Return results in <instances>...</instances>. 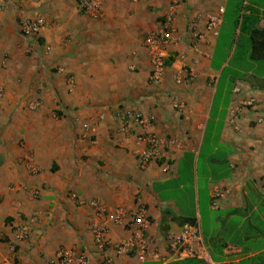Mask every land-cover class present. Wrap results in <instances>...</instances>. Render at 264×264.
<instances>
[{
	"label": "crops",
	"instance_id": "obj_1",
	"mask_svg": "<svg viewBox=\"0 0 264 264\" xmlns=\"http://www.w3.org/2000/svg\"><path fill=\"white\" fill-rule=\"evenodd\" d=\"M99 1V13L81 14L75 0H0V264H50L61 248L86 252L89 264H201L116 256L112 245L129 236L116 224H109L108 247L96 252L92 200L109 211L142 204L145 236L161 258V237L189 223L213 262L264 264V72L239 79L254 89L255 113L241 106L245 96L232 99L230 92L214 115L213 142L202 143L217 78L210 68L216 35L206 33V18L226 0H178L171 22L177 43L159 87L147 83L142 40L171 0ZM36 17L44 22L36 42L17 35L19 20ZM188 28L202 35L192 46ZM34 98L39 106L30 111L25 104ZM132 109L148 126L117 134V113ZM142 131L161 145L160 160L140 168ZM26 155L35 173L27 171ZM186 187L190 195L180 198ZM30 218L31 231L18 240L15 227Z\"/></svg>",
	"mask_w": 264,
	"mask_h": 264
},
{
	"label": "built area",
	"instance_id": "obj_2",
	"mask_svg": "<svg viewBox=\"0 0 264 264\" xmlns=\"http://www.w3.org/2000/svg\"><path fill=\"white\" fill-rule=\"evenodd\" d=\"M136 2L137 0H130ZM178 0H171L166 15L158 22V25L150 30L142 40V47L148 59L149 71L147 75V83L154 87H159L164 79L165 70L167 68L166 60L172 54V47L177 43L175 31L171 27L176 10L179 8ZM75 7L78 13L81 14H97L100 12L101 5L99 0H75ZM223 9H219L216 14L208 15L206 18L205 31L206 33L215 36L220 23V18ZM44 28V22L41 18L19 20L16 24L17 34L32 41H37L40 31ZM188 45L192 46L195 42L202 39V35L196 34L188 28L186 30ZM59 71L58 69H56ZM181 72L185 75V79L192 78V70L182 68ZM174 83L180 84L182 78L179 74L174 76ZM254 89L247 83H234L231 87V98L243 95L245 99L240 103L242 107L251 109L255 113V100L251 96ZM1 93V90H0ZM39 101L34 98L25 104V107L34 111L38 108ZM181 104L175 99H172V108L176 111L181 110ZM238 110H229V116H236ZM102 115H98L97 120L100 121ZM117 126L115 132L122 136L130 135L134 129L139 128L145 130L149 122L142 115L132 110H122L116 115ZM259 119H255L257 123ZM136 137V140L142 144V148L136 151L135 156L139 167H144L149 162H158L160 160L159 148L161 141L152 133L142 131ZM27 165V171L35 173L36 168L30 156L24 157ZM90 208L91 218L89 221V234L91 242L96 252H103L109 243L106 237L109 224L120 225L129 232V236L119 240L112 245V250L116 256H132L139 262H144L147 258L154 261L166 259H197L201 264H218L213 262L208 256L203 245L200 233L196 226L184 223L179 231L175 234H165L161 237L164 243L165 256H158L156 247L153 241L145 236V231L148 227L146 210L142 204H138L134 209L123 212L120 209L109 211L100 201L92 200L88 203ZM34 218H30L27 222L15 227L18 240H23L31 231ZM110 259L103 260V264H109ZM19 264V263H13ZM50 264H89V257L86 252L75 251L71 248H61L56 252L54 260Z\"/></svg>",
	"mask_w": 264,
	"mask_h": 264
},
{
	"label": "trees",
	"instance_id": "obj_3",
	"mask_svg": "<svg viewBox=\"0 0 264 264\" xmlns=\"http://www.w3.org/2000/svg\"><path fill=\"white\" fill-rule=\"evenodd\" d=\"M263 7L264 0L225 1L210 57V68L218 72L212 107L217 95L218 82L222 74L230 69L228 68L229 61L264 63V12L260 10ZM171 61L172 55L166 60V65H170ZM244 71L245 73L252 72L250 69H244ZM235 80L236 78H233L232 83ZM211 113L210 110V119L204 128L203 144L209 143L212 133L214 116L211 117Z\"/></svg>",
	"mask_w": 264,
	"mask_h": 264
},
{
	"label": "rangeland",
	"instance_id": "obj_4",
	"mask_svg": "<svg viewBox=\"0 0 264 264\" xmlns=\"http://www.w3.org/2000/svg\"><path fill=\"white\" fill-rule=\"evenodd\" d=\"M17 33V31H16ZM18 35V34H17ZM30 55V51L29 50H24V56H28ZM216 59L214 60V62L216 63ZM228 68H230L229 70H226L222 76L221 79L218 82V88H217V95H216V99L214 100L213 103V107H212V113H211V117L212 115L214 116L217 110V107L221 105V107H223V105L225 104L227 97H229V93L231 90V87L233 86V84L236 82H241L239 81L240 78H242L245 74L244 69H250L252 71V73L256 76L259 77L260 74H262L264 72V63L263 62H251V61H245V63H243V61H238V60H231L228 63ZM218 75V72H217ZM236 78V80L232 83V79ZM213 82L214 79H208L207 83L210 87H213ZM243 83V82H241ZM264 82H262L263 84ZM255 86V84H253ZM217 98H219V100H217ZM218 126H214L213 125V129H212V133L210 135V142H213V132L214 130L217 131ZM218 156H221V153L218 154ZM181 173V179L185 180L186 178V174H183V170L180 171ZM203 187L201 182H198V188L201 190ZM191 190L189 187L185 188L184 193L182 192L180 194V198L184 197V195H190ZM181 200V199H180Z\"/></svg>",
	"mask_w": 264,
	"mask_h": 264
}]
</instances>
